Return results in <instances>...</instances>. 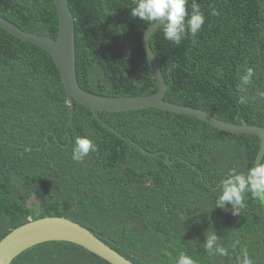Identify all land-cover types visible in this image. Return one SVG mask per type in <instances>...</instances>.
I'll use <instances>...</instances> for the list:
<instances>
[{
    "label": "trees",
    "instance_id": "trees-1",
    "mask_svg": "<svg viewBox=\"0 0 264 264\" xmlns=\"http://www.w3.org/2000/svg\"><path fill=\"white\" fill-rule=\"evenodd\" d=\"M205 24L179 45L161 25L149 38L168 88L164 99L200 108L236 124L264 126V0H197ZM74 18L75 71L84 90L107 96L148 95L157 85L142 46L151 24L131 17L133 0H68ZM191 12V0L188 3ZM216 15H212V12ZM0 15L20 28L56 38L53 0H0ZM254 76L241 90V76ZM244 97L246 103H240ZM74 101L51 56L0 28V239L43 216H62L89 229L134 264H239L247 248L264 264V199L245 194L240 216L215 207L216 187L228 169L254 163L260 140L220 130L191 115L148 107L97 111ZM78 136L96 145L84 162L72 160ZM48 140V144L47 140ZM34 193V194H33ZM230 208V206H227ZM215 230L225 257L209 256ZM235 245V247H233ZM9 264H110L82 247L47 241Z\"/></svg>",
    "mask_w": 264,
    "mask_h": 264
},
{
    "label": "water",
    "instance_id": "water-1",
    "mask_svg": "<svg viewBox=\"0 0 264 264\" xmlns=\"http://www.w3.org/2000/svg\"><path fill=\"white\" fill-rule=\"evenodd\" d=\"M53 2L58 18V32L56 38L26 31L1 15L0 28L22 41L43 49L53 59L66 91L69 104V118L65 124L68 141L65 144H61V146H67L70 140L67 128L72 121L74 101H76L89 108L95 119L102 125L117 136L139 148L144 154H165L167 165H169L172 160L169 159V155L166 152H150L145 150L137 142L121 134L103 121L98 116L97 111H128L153 107L164 111L191 115L223 131L235 134L247 133L257 136L260 140V144L254 163H258L261 158H264V126L227 122L200 108L172 103L164 99V92L168 88V85L164 80L157 59L149 46V38L160 27L159 25L162 21H158L152 26L150 24L142 36L143 51L156 81V92L148 95L107 96L94 94L81 88L77 82L75 71L74 18L68 5V0H53ZM46 144H48V140ZM47 241H64L78 245L110 264H134L95 236L89 229L62 216H43L28 220L10 230L0 239V264H9L10 261L22 251Z\"/></svg>",
    "mask_w": 264,
    "mask_h": 264
},
{
    "label": "clouds",
    "instance_id": "clouds-1",
    "mask_svg": "<svg viewBox=\"0 0 264 264\" xmlns=\"http://www.w3.org/2000/svg\"><path fill=\"white\" fill-rule=\"evenodd\" d=\"M188 3L189 0H133L134 7L130 15L150 22L151 26L162 21L159 26H163L164 39L179 45L186 35L190 34L195 38L205 24V15L200 10L197 0H191L190 13ZM212 15L216 13L213 11ZM253 76V69L248 68L240 78L241 90H244L243 86L251 83ZM257 96L264 100V91L258 92ZM240 103H246V99L241 97ZM96 150L97 145L92 138L78 136L71 150V158L75 162L82 163L90 152L94 153ZM216 191L219 194L214 208L230 211L233 216H240L241 209L246 207V193L253 198L264 199V158H261L258 163H253L246 171H238L235 167L228 169L220 179ZM203 244L209 256L225 257L228 255L227 248L219 243V237L214 229L205 238ZM238 260L239 264H253L247 248L241 250ZM176 264H197V262L191 256L181 254Z\"/></svg>",
    "mask_w": 264,
    "mask_h": 264
}]
</instances>
